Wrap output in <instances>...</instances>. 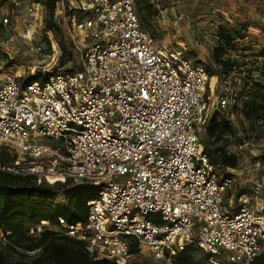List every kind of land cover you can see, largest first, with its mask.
<instances>
[{"label": "built area", "instance_id": "built-area-1", "mask_svg": "<svg viewBox=\"0 0 264 264\" xmlns=\"http://www.w3.org/2000/svg\"><path fill=\"white\" fill-rule=\"evenodd\" d=\"M52 6L50 14L39 0H0V26L13 31L6 43L22 41L34 62L48 60L26 79L19 72L0 75V147L18 153L0 170L36 183L84 181L94 195L84 221L57 217L53 226L42 223L29 232L50 226L81 242L93 259L120 264H131L140 249L154 260H171L192 247L207 254L205 264H250L264 251L263 201L249 209V197L241 194L223 205L236 169L212 162L201 143L206 87L213 95L208 71L185 55L183 43L158 44L134 0H54ZM165 14L158 8L153 18ZM49 16L62 23L73 45V70L50 72L57 41L44 32L47 53L36 37ZM214 22L211 55L222 42V23ZM222 46L221 60H234L230 44ZM256 55L252 67L259 77L264 60ZM214 104L233 113L225 92Z\"/></svg>", "mask_w": 264, "mask_h": 264}, {"label": "rangeland", "instance_id": "rangeland-1", "mask_svg": "<svg viewBox=\"0 0 264 264\" xmlns=\"http://www.w3.org/2000/svg\"><path fill=\"white\" fill-rule=\"evenodd\" d=\"M134 1L142 25L154 35L158 44L175 46L176 42L183 43L187 48L185 55L194 63L202 65L211 74L209 83L210 87H213V95L210 94L208 87L204 95L209 106L207 127L212 126L213 123H220L222 127L216 126L213 134H210L209 128L204 127L200 137L201 143L211 160L216 161L217 151L236 154V166L233 167L236 169L233 172L236 182L227 190L223 205L228 203L229 197L232 196V201L235 203V198L245 194L249 197L246 207L259 208L263 201L264 212V116L258 112L246 118L241 111V105L247 100L253 85L256 83L264 85V75L257 72L259 77H256L252 67L256 63L255 52L264 45V0H232L234 7L229 6L226 0ZM158 8L165 11L164 20L156 21L153 18ZM212 8H217L218 11L214 14L211 12ZM179 13L182 17L176 21L174 16ZM47 20L53 25L51 29L46 26ZM47 20L44 23L45 30H40L36 37H40L41 41L45 42L47 53L50 48L49 38L44 32L50 31V36L57 41V64L50 72L73 70L76 67L73 45L68 39L64 26L50 16ZM214 21L222 23V35L230 33L233 36V43H229L230 49L233 50L230 55L236 61L237 67L232 72L219 70L212 59L210 48L215 42L216 34ZM10 33L13 31L9 27L0 26V75L8 71L19 72L23 75L22 79H26L30 69L37 64V59L34 62V59L28 56L26 43L19 40L6 43ZM245 35L248 38L242 40ZM7 53L12 58H9ZM47 61L37 65L45 66ZM224 92L228 95V101L233 108L232 114L227 112L228 109H216L214 104L216 96ZM17 157L18 153L13 149L0 147V166L11 167ZM68 188L77 189L80 193L92 190L88 183L73 179L65 190ZM51 200L55 204L65 205L67 194L65 191L58 192ZM149 218L157 220L158 217L156 214H151ZM0 241L4 242L1 231ZM188 250L200 263H205V253L197 247ZM6 256L11 260L17 258L14 252L6 253ZM131 264L175 263L170 259L154 260L146 250L140 249L134 254Z\"/></svg>", "mask_w": 264, "mask_h": 264}, {"label": "trees", "instance_id": "trees-1", "mask_svg": "<svg viewBox=\"0 0 264 264\" xmlns=\"http://www.w3.org/2000/svg\"><path fill=\"white\" fill-rule=\"evenodd\" d=\"M53 1H45L50 14ZM46 26L52 28L50 20L46 21ZM221 29L222 27L218 33L222 42L214 48L212 59L215 64H221L225 72H229L231 66L237 64L236 61L229 59L222 61L220 57L224 51L222 44H229L232 36L230 33L222 35ZM256 56L264 60V45L257 51ZM259 73L264 75V64L261 65ZM208 76L210 77L211 74L208 73ZM241 108L246 118L258 112L264 116L263 84L253 85ZM216 126L222 127L220 123H213L212 126L207 127L211 130L210 134H213ZM217 160L227 167L236 166V157L233 154L217 151ZM70 181L71 179L63 183H36L31 176H20L0 170V231L4 239V242L0 241V264H120L104 258L93 259L85 252L81 242L59 235L50 228L57 223V217H64L68 222L84 221L86 218V201L94 193L90 189L83 193L72 188L65 190ZM61 191L67 194L65 205L55 204L51 200ZM42 223L50 226H43L38 233L29 232L30 226ZM9 252L16 253L17 258L8 259L6 253ZM135 252L137 249L132 248L131 253ZM205 255L207 258V254ZM171 260L175 264H202L188 249L177 252ZM250 264H264V251L255 256Z\"/></svg>", "mask_w": 264, "mask_h": 264}, {"label": "crops", "instance_id": "crops-1", "mask_svg": "<svg viewBox=\"0 0 264 264\" xmlns=\"http://www.w3.org/2000/svg\"><path fill=\"white\" fill-rule=\"evenodd\" d=\"M261 46H263V45H261ZM261 46H260V47H261ZM260 47L258 48V50L260 49ZM258 50H257V51H258Z\"/></svg>", "mask_w": 264, "mask_h": 264}]
</instances>
